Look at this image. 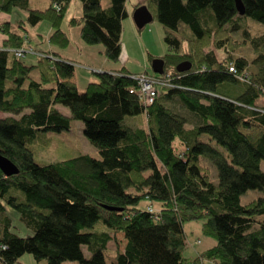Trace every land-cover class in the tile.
<instances>
[{
  "label": "trees",
  "instance_id": "trees-1",
  "mask_svg": "<svg viewBox=\"0 0 264 264\" xmlns=\"http://www.w3.org/2000/svg\"><path fill=\"white\" fill-rule=\"evenodd\" d=\"M71 1L38 10L30 0H0V15H12L0 22V155L17 169L0 171V264L24 254L44 264H264V0H241L243 15L234 0L139 3L162 26L167 47L163 73L151 74L157 95L148 106L124 66L95 73L78 91L74 59L57 53L69 56L61 25ZM77 1L81 13L66 25L78 29L79 48L101 45L108 61H119L128 0ZM17 11L25 16L13 17ZM184 61L190 69L176 71ZM173 100L193 126L171 110ZM72 121L97 158L38 164L35 138L68 131ZM200 157L215 165L217 184ZM249 190L260 195L242 204ZM190 222H200L212 245L186 257ZM112 234L124 245L110 258Z\"/></svg>",
  "mask_w": 264,
  "mask_h": 264
},
{
  "label": "rangeland",
  "instance_id": "rangeland-1",
  "mask_svg": "<svg viewBox=\"0 0 264 264\" xmlns=\"http://www.w3.org/2000/svg\"><path fill=\"white\" fill-rule=\"evenodd\" d=\"M142 2L143 0H128L126 3L128 16L122 21L120 35L122 53L120 60L117 62H111L105 58L103 47L101 45H85V49L83 48L84 50L79 48L77 40L80 43L82 42L78 38V29L68 28L66 23L69 18L79 16L81 13V3L77 0H72L70 2L65 14V19L61 25V29L67 32V35L71 40L70 46L66 53H68L69 56L76 58L79 56V54L83 55V53H80L81 51L86 52L84 57L78 59L80 61H75L74 63L75 70L73 73V78L76 82L78 91L82 92L87 83L97 80V77L94 74L103 71L101 68L103 64L113 65L115 67L114 69L116 70H119L121 66H124L131 73L143 71L145 66L147 68V73L153 74L150 68L151 60L161 58L164 54H166L167 47L163 41L162 26L156 20H153L151 23L147 24L140 31L135 27L132 20V13L136 6ZM48 5L49 0H30L28 8L44 10ZM25 13V11L24 13L22 11H17L13 14V17L19 16V14L24 17ZM245 20L249 25H251V27H259L260 25L249 18H246ZM42 25V27H44L48 24L46 22H42ZM30 33L32 35L34 34L33 29L30 30ZM236 49H238L234 53L236 56L241 57L242 55H245L241 48ZM228 50H231V48ZM226 52L227 50L219 51L218 59H226ZM168 106L171 108V110L186 118L188 120L187 125L189 127L193 126V124L196 122L194 117L185 111V109L182 108V105H179L177 100L170 101ZM60 109L62 112H64V114H68L67 110L63 109L62 107H60ZM140 118L142 117H136V119ZM126 119L128 120L130 118ZM126 123L129 124V126L133 129L137 127V125L141 126L137 120H128ZM142 126H146V120H143ZM30 148L34 154L35 161L38 164L60 162L78 155H90L95 158L98 156L96 150L82 136V124L78 121H72L70 129L65 132L40 133L37 138H35ZM180 149L183 150V146L180 147ZM199 167L201 170H204L210 175L208 176L212 183H218L217 170L211 160L206 157H200ZM260 169L264 172V162L261 163ZM259 195V191L249 190L244 195H242L241 203L244 204L245 202H248ZM145 205V203H142L140 208ZM152 209L157 210V207L152 206ZM9 213L11 215L15 231L19 234H26L27 230L17 222L18 217L15 216L11 211ZM183 230L186 233L188 239V247L184 252V256L188 257L194 254L198 255L212 245L210 240L205 239L201 235L200 222L186 223L183 227ZM112 238V241L108 243L107 255L110 258L115 255L116 251H121L124 245V240L120 234H112ZM17 264H44V262L37 263L34 261L31 255L24 254L18 259Z\"/></svg>",
  "mask_w": 264,
  "mask_h": 264
},
{
  "label": "water",
  "instance_id": "water-1",
  "mask_svg": "<svg viewBox=\"0 0 264 264\" xmlns=\"http://www.w3.org/2000/svg\"><path fill=\"white\" fill-rule=\"evenodd\" d=\"M234 4H235V8H236L237 12L240 15H243L244 14V8H243L241 0H234ZM132 20H133L135 27L138 30H141L147 24H149L153 21V17L151 15V13L148 11V9L146 8V6H139L132 13ZM163 66H164L163 59H161V58L153 59V61L151 63L152 73L156 74V75H161L163 73ZM175 68H176V71H178V72L187 71L190 69V63L184 61V62H181L178 65H176ZM0 171L5 176H10V175L17 173L16 167L9 160L2 157L1 155H0ZM106 208L109 210H114L113 208H110V207L109 208L106 207Z\"/></svg>",
  "mask_w": 264,
  "mask_h": 264
},
{
  "label": "built area",
  "instance_id": "built-area-1",
  "mask_svg": "<svg viewBox=\"0 0 264 264\" xmlns=\"http://www.w3.org/2000/svg\"><path fill=\"white\" fill-rule=\"evenodd\" d=\"M229 71L231 73H234V70L231 67L229 68ZM131 76L137 81L140 87L139 91L143 104L146 106L150 105L157 95V91L155 87V83H156L155 79L152 76H149L145 73L138 75H131Z\"/></svg>",
  "mask_w": 264,
  "mask_h": 264
},
{
  "label": "crops",
  "instance_id": "crops-1",
  "mask_svg": "<svg viewBox=\"0 0 264 264\" xmlns=\"http://www.w3.org/2000/svg\"><path fill=\"white\" fill-rule=\"evenodd\" d=\"M11 18V15H3V14H1L0 15V22H2V21H5V20H9ZM143 29V28H142ZM141 29V30H142ZM140 31V30H139ZM0 43H1V36H0ZM80 49H82V50H84L85 49V47H84V49H83V47H82V45L80 44ZM88 50V49H87ZM57 53H58V55L60 56V57H62V58H65V59H68V60H72V59H74V61H80V60H78L79 58H82V57H84L85 55H86V52H83V51H81L80 53H83V55L82 54H79V56L78 57H76V58H73V57H71V56H68L67 54H65V52H64V50H57ZM87 53H88V51H87ZM121 53H122V51H121ZM121 56V55H120ZM156 59H158V58H156ZM120 60V59H119ZM152 61H153V59L151 60V63H152ZM102 68V70L103 71H115L116 69H114L115 67L113 66V65H106V64H103V66L101 67ZM150 68H151V66H150ZM147 68L144 66V68H143V71H140V72H137V73H131L132 75H138V74H142V73H146V74H148L147 73ZM117 71V70H116ZM152 75H156V74H152ZM72 79L74 80V78H73V75H72ZM75 81V80H74ZM0 116H3V114H0ZM21 225V224H20ZM22 226V225H21ZM14 227V226H13ZM27 234V233H26ZM25 234H19V236H21V237H23ZM188 251V250H187Z\"/></svg>",
  "mask_w": 264,
  "mask_h": 264
}]
</instances>
